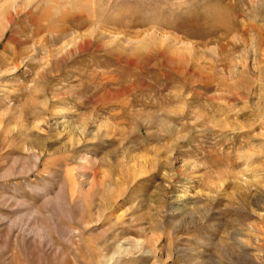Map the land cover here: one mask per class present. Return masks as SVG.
Here are the masks:
<instances>
[{"label":"rangeland","instance_id":"374dc122","mask_svg":"<svg viewBox=\"0 0 264 264\" xmlns=\"http://www.w3.org/2000/svg\"><path fill=\"white\" fill-rule=\"evenodd\" d=\"M0 264H264V0H0Z\"/></svg>","mask_w":264,"mask_h":264},{"label":"bare ground","instance_id":"6f19581e","mask_svg":"<svg viewBox=\"0 0 264 264\" xmlns=\"http://www.w3.org/2000/svg\"><path fill=\"white\" fill-rule=\"evenodd\" d=\"M62 190H63V189H62ZM62 190H61V192H62V195H64V191H62ZM11 223H12V222H11ZM12 224H13V223H12Z\"/></svg>","mask_w":264,"mask_h":264}]
</instances>
